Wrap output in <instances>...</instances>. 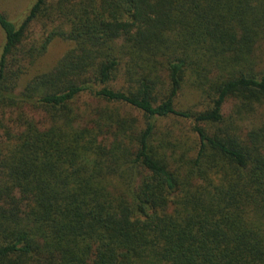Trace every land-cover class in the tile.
I'll return each instance as SVG.
<instances>
[{
    "label": "trees",
    "instance_id": "trees-1",
    "mask_svg": "<svg viewBox=\"0 0 264 264\" xmlns=\"http://www.w3.org/2000/svg\"><path fill=\"white\" fill-rule=\"evenodd\" d=\"M20 15L0 11V264H264V0Z\"/></svg>",
    "mask_w": 264,
    "mask_h": 264
},
{
    "label": "rangeland",
    "instance_id": "rangeland-1",
    "mask_svg": "<svg viewBox=\"0 0 264 264\" xmlns=\"http://www.w3.org/2000/svg\"><path fill=\"white\" fill-rule=\"evenodd\" d=\"M33 0H0V11L9 15L12 20H17L20 14L26 13ZM20 15V16H19ZM3 42V33L0 28V46ZM73 43L62 38H56L49 45L47 52L38 62L37 67L41 70L50 68L61 58L71 47ZM230 104H228L229 106Z\"/></svg>",
    "mask_w": 264,
    "mask_h": 264
}]
</instances>
